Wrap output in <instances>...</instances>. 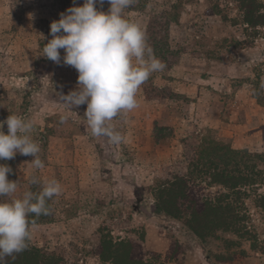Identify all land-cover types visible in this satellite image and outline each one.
<instances>
[{"label":"rangeland","instance_id":"obj_1","mask_svg":"<svg viewBox=\"0 0 264 264\" xmlns=\"http://www.w3.org/2000/svg\"><path fill=\"white\" fill-rule=\"evenodd\" d=\"M241 1L144 0V10L124 13L146 37L161 29L148 44L166 68L142 84L136 109L110 122L121 135L112 143L91 134L86 104L70 111L60 103L58 94L76 88L78 73L48 60L40 48L51 39L50 23L83 0H0V121L9 115L34 121L31 135L45 165L34 170L31 156L17 154L8 160L14 168L7 178L19 182L17 197L39 192L53 178L62 186L47 201L51 214L30 226L28 246L62 264H112L95 255L101 234H109L133 244L132 256L145 264H264V181L240 202L257 249L222 233L201 242L182 222L159 213L151 192L158 166L188 172L209 144L246 154L238 162L242 173L264 172V24H244ZM257 5L264 15V0ZM258 75L260 88L252 85ZM62 115L68 117L63 124ZM31 176L40 183L30 184ZM220 191L203 186L198 194ZM225 241L235 245L227 248Z\"/></svg>","mask_w":264,"mask_h":264},{"label":"clouds","instance_id":"obj_2","mask_svg":"<svg viewBox=\"0 0 264 264\" xmlns=\"http://www.w3.org/2000/svg\"><path fill=\"white\" fill-rule=\"evenodd\" d=\"M104 3L105 0H83L82 5L61 13L58 20L50 23L51 39L43 46L42 56L57 65L71 66L78 73L76 88L67 95L58 94L60 103L70 111L86 104L84 117L91 134L119 143L121 135L110 122L139 106L140 87L153 73L164 71L166 64L155 55L140 25L124 16L137 0H107V12L98 10L97 5ZM67 119L62 115L60 122ZM34 127V121L18 115L0 121V160L14 159L17 154L31 156L32 168L42 169L45 165L39 156L41 148L31 135ZM10 173L11 167L0 164V197L9 198L0 201V264H9L26 250L30 226L35 224L29 216L51 214L47 201L62 192L61 184L53 178L39 192L25 190L17 197L19 182L9 180ZM29 183L40 181L31 176Z\"/></svg>","mask_w":264,"mask_h":264},{"label":"trees","instance_id":"obj_3","mask_svg":"<svg viewBox=\"0 0 264 264\" xmlns=\"http://www.w3.org/2000/svg\"><path fill=\"white\" fill-rule=\"evenodd\" d=\"M97 7L98 10L107 12L109 4L105 0L103 5ZM239 8L243 12L242 22L248 27L255 28L264 24V15L258 11L257 0H242ZM144 9V0H137L136 4L125 10V16L128 11ZM152 30L153 32L149 33L151 37H146L148 43L158 39L154 32L161 29ZM40 45V48L44 46ZM43 63L41 62V65ZM256 80L252 85L256 84L260 88L262 76L258 75ZM255 93L254 91V97L261 103L260 96ZM245 156L246 154L233 150L228 145L215 143L207 145L196 155L194 163L188 167V172L176 171L171 165L158 166L154 187L151 188L155 209L170 219L182 222L201 242L215 239L222 233L250 241L251 247L257 249L256 239L245 224L240 202L247 196L248 188L262 184L264 172L253 169L250 173H242L238 162ZM0 164L14 168V164L8 163V160H0ZM178 164L181 166V163ZM203 186L219 187L221 191L213 197H205L198 194L203 190ZM259 201L260 207L264 209V196H261ZM29 219L38 221L37 217L31 215ZM225 245L230 248L235 244L232 241H225ZM130 247L134 245L124 241L114 242L109 234H101L95 255L102 262L112 264H145L132 256ZM9 264H62V259L53 253L28 246L26 250L16 255L15 259L10 260Z\"/></svg>","mask_w":264,"mask_h":264}]
</instances>
